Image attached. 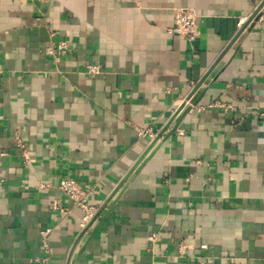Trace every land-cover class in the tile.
<instances>
[{
  "label": "crops",
  "instance_id": "0c3cea01",
  "mask_svg": "<svg viewBox=\"0 0 264 264\" xmlns=\"http://www.w3.org/2000/svg\"><path fill=\"white\" fill-rule=\"evenodd\" d=\"M261 1L0 0V264H38L44 231L47 264H264ZM62 178L93 189L84 227Z\"/></svg>",
  "mask_w": 264,
  "mask_h": 264
},
{
  "label": "built area",
  "instance_id": "2783aa9c",
  "mask_svg": "<svg viewBox=\"0 0 264 264\" xmlns=\"http://www.w3.org/2000/svg\"><path fill=\"white\" fill-rule=\"evenodd\" d=\"M263 2L264 0L261 1V3ZM263 8H264V3L261 5L258 12V14L260 15L258 19L261 21H264V16L262 14ZM196 18H197L196 13L192 9H185V8L175 9L173 11V26L170 29V32L179 38L185 39L188 42H192L195 36L198 34ZM247 20L248 19H243L241 21L242 26L247 22ZM66 49H67V45L65 43H60L57 45L56 49H50L48 52L49 54L54 56L64 53ZM86 72L89 75H97L99 73V67L88 65L86 67ZM182 104L184 106H187L189 105V101L185 99L182 101L180 105ZM179 106L176 107L175 111ZM215 106L226 108L224 105L216 104ZM258 116L260 118H263L264 114L259 113ZM179 133L181 134V131H179ZM144 134L145 133L143 132L138 133L139 136H143ZM40 189H45V187L40 186ZM57 189L62 195H64L69 201H71L74 207L78 208L82 212L83 218H82L81 226L84 227L95 213V208L88 204V198L94 193L93 189L91 188L82 189L78 186V184L74 180L70 178H62L57 185ZM50 209L61 215L67 214V210L62 207L61 202L59 200L52 201L50 205ZM48 233L49 231H44L40 233V238H41L40 249L43 255L35 259V262L38 264H47L48 257L50 255V249L47 241ZM183 251H184V246L180 245L179 254L182 255Z\"/></svg>",
  "mask_w": 264,
  "mask_h": 264
},
{
  "label": "water",
  "instance_id": "95a60500",
  "mask_svg": "<svg viewBox=\"0 0 264 264\" xmlns=\"http://www.w3.org/2000/svg\"><path fill=\"white\" fill-rule=\"evenodd\" d=\"M264 3V2H263ZM261 3L258 8L256 9V11L248 18L247 22L244 24V26L242 27V29L240 30V33L250 24V27L253 24V21L256 20V16L259 12V9L261 7V5L263 4ZM201 84H199L196 89L194 91H192L189 95V97H187L186 100L189 101V105L184 106L183 104L180 105L177 110L175 111L172 119L170 120L169 124L167 125V127L163 130V132L158 136L157 140L161 137V135L168 129V127L171 125V129L169 130V134H172L178 127L180 121L182 120V118L189 112V110L191 109V107H195L198 104L199 101V96L200 94L197 93L199 87ZM139 165H137L132 172H134L136 170V168H138ZM131 176V175H130ZM130 176L128 178H130ZM127 178V179H128Z\"/></svg>",
  "mask_w": 264,
  "mask_h": 264
}]
</instances>
